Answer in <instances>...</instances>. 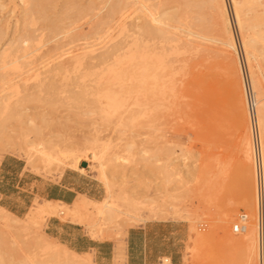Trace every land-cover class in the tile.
I'll return each instance as SVG.
<instances>
[{
	"label": "rangeland",
	"instance_id": "rangeland-1",
	"mask_svg": "<svg viewBox=\"0 0 264 264\" xmlns=\"http://www.w3.org/2000/svg\"><path fill=\"white\" fill-rule=\"evenodd\" d=\"M144 2L174 27L181 38L176 52L158 39L119 40L130 28L121 31L123 22L141 23ZM207 3L0 0V55L6 46L18 49L24 37L33 40L30 54L22 58L19 47V61L0 69V165L6 158L15 171L22 169L20 195L33 188L23 181L39 178L49 189L66 172V181L79 184L89 198L76 202L79 193L67 205L31 193L26 206L11 210L0 194L15 221L6 227L7 216L0 214V264H62L30 243L39 237L72 248L70 236L48 228L52 217L66 226L77 223L94 239L113 240L123 251L127 232L145 226L153 254L172 253L174 264H257V166L242 150L250 138L254 152L245 80L253 70L264 92V42L256 43L251 70L232 0L225 4L236 50L220 43ZM90 5L95 9L88 10ZM248 16L254 23L260 18L251 30L264 36L262 7ZM91 45L93 53L85 61L82 55V65L47 71L55 56ZM91 55L98 57L93 63ZM86 62L99 66L98 77L84 73ZM100 77L109 82L106 90L85 88ZM40 141L51 148L49 157L28 152ZM80 147L101 151L103 168L89 160L91 166L81 170L72 153ZM6 179L2 183L9 187ZM242 212L254 238L250 257L229 241L230 235H244L232 229ZM79 255L103 264L94 250Z\"/></svg>",
	"mask_w": 264,
	"mask_h": 264
},
{
	"label": "bare ground",
	"instance_id": "bare-ground-1",
	"mask_svg": "<svg viewBox=\"0 0 264 264\" xmlns=\"http://www.w3.org/2000/svg\"><path fill=\"white\" fill-rule=\"evenodd\" d=\"M232 2H233V9H234L233 12L235 14L236 21L238 23L240 30L242 31V33H241L242 34V45L246 51L247 65L251 69V67H252L251 60H252V57H255V54L253 52H254V49L256 47V43H258V41L264 42V36L263 35L261 36V34H263V33H261L260 29L258 32L259 34L261 33L260 37H259V34L256 35V33H253L255 31L252 32V30H251L252 28L258 27L257 21L260 18H258V20L254 23L251 21V18H249L248 14H250L252 12L254 13L257 11L258 7H262V12L264 15V0H232ZM36 3H38V2H36ZM44 3L45 2H43V4ZM207 4H208L207 7L210 9V12L212 13V17L216 20L218 27L220 29V32H221L220 39H219L220 43H222V45H225L226 48L228 47L230 49L236 50V42H235L231 27H230L229 17L227 16V13H226L225 0H208ZM38 5H40V4H38ZM33 6H35V5H33ZM88 8H89L88 10L91 11V10L95 9V6L90 5ZM35 9H38V7ZM139 10L142 12L141 23H137V24L130 23L129 26L128 25L126 26L127 22H123V24L120 26L121 31L126 30L127 27H130V28H129V30H127V32L123 31V32H125L124 36L121 37L119 40L123 41V40L127 39L128 37L135 40V41H139V40L145 41V40H156V39H158V41L160 43L170 44L176 52V49L178 50V48H179L178 45H180L179 42L181 41V38L179 36L175 35L176 33H173L174 27H171L168 23H166L165 18H159L158 16H156L155 13L150 11L146 7L145 2L141 4V6L139 7ZM39 11H40V9H39ZM40 12H42V11H40ZM85 14L88 15V13H85ZM256 19H257V17H256ZM262 19H264V17H262ZM52 25H55V23ZM113 40H116V39L114 38ZM20 41H21V45L19 47H21L22 51L24 52V54L22 55V58H24L32 52V51L28 52V50H30V47L33 45L32 44L33 40L30 37H24ZM198 45H201V44H197L196 46H198ZM14 46L15 45H11L9 47L6 46L4 48L3 52L1 53L2 55H0V57H2V58H0L1 59L0 69L4 68L9 63L8 62L9 60L11 63H16L19 61L20 57L18 56L17 53L19 52V50L21 51V49H19V47L17 49L16 46H15V49H12V47H14ZM92 47H93L92 45L90 47H87V49H89V50L83 51L81 53H74V54H70V55H65V53H62L60 55L55 56L52 59H50V58L53 55H51V56L48 55V58L50 59V61L47 63V71L59 73L60 71L68 70L69 66L71 67L72 65H74L77 67V66L82 65L83 61H85V58H87L89 53H93V52H91L93 50ZM107 51H109V50H107ZM86 54H88V55H86ZM34 55H32V56H34ZM82 55L83 56L86 55V57H84L83 61L81 59V57L83 58ZM96 58H98L96 55H94V56L91 55L90 61L89 60L88 61L90 63L91 62L93 63L96 60ZM45 60H46V58H45ZM70 62H72V64ZM87 62L85 63V65L87 66V68H86L87 71L85 70L84 73L85 74H97L96 76L98 77L100 75L98 73V72H100V71H98L99 66H97V65L88 66L89 64ZM68 64H71V65H68ZM101 80H102L101 77L99 79L93 78L94 83L90 82L89 84L85 85V88L86 89H93V91H96V92H102V91L106 90V88H108L109 82L107 83V82H103ZM248 82L251 86H252V84L254 85L253 87L256 88V92H257L256 122H257L258 130H259V137H260V143H261L262 181H263V185H264V112H263V109H264V92H262L261 87L258 84V80L255 77L253 70L251 71V75H249ZM2 103L3 102L1 101L0 105ZM0 111H1V109H0ZM243 145L244 146H243L242 151H243L245 158L247 160H251V158L254 157V160H255V156L253 154L254 152L252 153L251 139L246 138L244 140ZM48 146H47V144L45 145V142L40 141L38 143H34V145L32 144L31 147L28 149V152L29 153L35 152L41 156L49 157L51 154V148ZM72 153L75 156V162L81 163V167H80L81 170H85L87 168L86 167L87 165L91 166L89 160H94L102 168L104 166V163L102 161L103 155H101V151L100 152L95 151V150L87 151V148L81 149V147H80L79 149H77L76 151H73ZM83 162H86V166L82 165ZM87 162H88V164H87ZM201 189L202 188H199V192H200V194L204 195L203 189H202V192H201ZM205 190L206 189H204V192H205ZM209 191H207L208 193L206 192V195H204V196L208 197V194H209V196H212V194H210V193H212V191L211 190H209ZM213 192H214V190H213ZM0 214L7 216V218L4 222V225L6 227H13L15 225V221L11 216L12 212L9 211L7 208H5L1 204H0ZM243 234L244 235L242 236V238H236V237L230 235L229 241L231 242V244H233L235 246H242L246 250V252L249 254L248 257H250L251 255L253 256V252H254V240L253 239L254 238L252 236L253 235L252 231L250 230V228L247 227V230L245 232H243ZM244 236H245V238H243ZM30 243L35 249L39 250L40 252H42L46 256L51 257L55 261L62 263V264H95V263H92L90 258L81 257L79 255V252H76L75 250L69 248L67 245L61 246L58 242H56V241L53 242L50 239H43V238L36 237ZM251 260L252 259L250 258L248 260V262H250ZM251 262L253 264L254 261H251Z\"/></svg>",
	"mask_w": 264,
	"mask_h": 264
},
{
	"label": "crops",
	"instance_id": "crops-1",
	"mask_svg": "<svg viewBox=\"0 0 264 264\" xmlns=\"http://www.w3.org/2000/svg\"><path fill=\"white\" fill-rule=\"evenodd\" d=\"M22 169L20 171H15L14 164L3 159L0 165V194L5 197L6 202L4 206L15 210L17 207L26 206V199L31 200V193H37L40 196L48 198L49 201H58L64 204H71V202L77 197L76 202L85 197L89 199L86 195L81 193H86L80 189V185L74 186L73 182L66 181V172L62 175L59 182L51 184L49 189L46 188L45 182L39 180V178L28 179V181H23V186H29L33 184L32 190L27 188L28 194H21V191L17 190L21 178L17 180V177H21ZM14 173L17 176H13ZM11 176V177H10ZM4 178L6 187L2 183ZM10 185L12 189L10 190ZM24 189V188H23ZM25 190V189H24ZM52 217L49 220L48 228L52 229L56 234L66 233L69 237L70 245L76 252L88 253L94 250L97 259L101 260L103 264H174V254H153V249L151 247V239L147 238L145 232V226H141L139 229L131 228L125 237V250L118 247L116 250V244L113 240H97L89 237L85 234L82 228H79L77 223L69 222L70 225L66 226L65 223L57 220L54 223ZM66 228V229H65ZM86 237L87 241L83 238ZM71 248V249H72ZM123 253V254H122ZM123 255V256H121ZM121 257V258H116ZM163 258L166 262H163Z\"/></svg>",
	"mask_w": 264,
	"mask_h": 264
},
{
	"label": "built area",
	"instance_id": "built-area-1",
	"mask_svg": "<svg viewBox=\"0 0 264 264\" xmlns=\"http://www.w3.org/2000/svg\"><path fill=\"white\" fill-rule=\"evenodd\" d=\"M245 91L248 109L252 122L254 155L257 166V222H256V259L257 264H264V185L262 181V155L259 130L256 122V100L248 80H245ZM248 227V214L242 212L232 229L235 233H243Z\"/></svg>",
	"mask_w": 264,
	"mask_h": 264
},
{
	"label": "water",
	"instance_id": "water-1",
	"mask_svg": "<svg viewBox=\"0 0 264 264\" xmlns=\"http://www.w3.org/2000/svg\"><path fill=\"white\" fill-rule=\"evenodd\" d=\"M83 166H86V162H83V164H82Z\"/></svg>",
	"mask_w": 264,
	"mask_h": 264
}]
</instances>
